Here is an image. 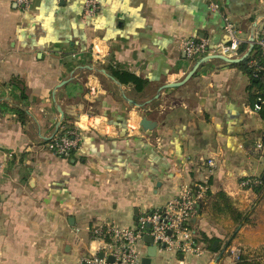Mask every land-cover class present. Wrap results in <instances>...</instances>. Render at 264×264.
Masks as SVG:
<instances>
[{
  "label": "crops",
  "instance_id": "1",
  "mask_svg": "<svg viewBox=\"0 0 264 264\" xmlns=\"http://www.w3.org/2000/svg\"><path fill=\"white\" fill-rule=\"evenodd\" d=\"M84 1L0 0V264H78L99 248L92 226H132L205 180L210 193L223 190L251 210L252 223L235 229L206 208L194 229L218 238L215 249L197 240L200 254L157 250L149 264H264V196L241 185L264 172V121L248 75L214 59L184 84L160 89L196 61L183 39L224 40L226 11L248 43L264 22V0H98L92 17ZM109 64L147 79L144 90L117 81ZM76 124L79 147L52 154L47 141ZM232 245L242 260L232 258ZM139 247L143 259L148 246Z\"/></svg>",
  "mask_w": 264,
  "mask_h": 264
},
{
  "label": "built area",
  "instance_id": "2",
  "mask_svg": "<svg viewBox=\"0 0 264 264\" xmlns=\"http://www.w3.org/2000/svg\"><path fill=\"white\" fill-rule=\"evenodd\" d=\"M25 1V0H21ZM213 8H219L212 3ZM98 0H85L83 14L86 17L95 15ZM223 21L225 39L210 44L206 38L191 36L183 39L182 51L190 60H198L208 54H220L226 57H237L238 49L243 40L239 37L237 24L226 11H220ZM253 43L256 50L264 58V22L254 28ZM99 53V52H97ZM256 60L250 59L249 65H255ZM93 92V88H91ZM80 125H73L55 133L47 141V149L59 157H67L77 149L81 142ZM262 148V144H257ZM213 166L212 159L208 161ZM258 183L254 177L244 178L243 186ZM208 191L207 180L192 185L183 186L179 193L163 205L153 207L137 215L132 226H123L113 221H103L100 225L90 228V236L100 245L97 252L82 257L78 264H143L141 246L155 245L157 250H168L181 254L198 255L203 251L195 239L193 220L200 216L199 202ZM151 237L152 242L144 241V236ZM235 261L243 254L238 245L228 246ZM102 252V255L99 253Z\"/></svg>",
  "mask_w": 264,
  "mask_h": 264
},
{
  "label": "trees",
  "instance_id": "3",
  "mask_svg": "<svg viewBox=\"0 0 264 264\" xmlns=\"http://www.w3.org/2000/svg\"><path fill=\"white\" fill-rule=\"evenodd\" d=\"M248 48V43H243L240 45L238 49V56H240L243 52L246 51ZM255 59V65H249L250 59ZM229 65L235 66L245 72L249 77V88L254 86L255 87V94L253 97L251 94L249 97L251 98V105L257 110L259 116L264 121V58L258 53L256 50V45L253 44V48L248 56H246L242 61L236 63H229ZM106 71L117 81L122 84H129L132 85L133 88L137 92H141L144 90L145 85L147 84L148 80L137 76L133 72L124 69L118 64H109L104 67ZM259 99L261 103L256 105V101ZM263 102V103H262ZM151 103H157V98H153ZM143 105V104H142ZM24 122V121H23ZM261 144L264 145V130L261 134ZM255 179H258V183H251L248 187H251L253 191L258 196H264V172L258 176H251ZM199 212L209 209V211L216 213L218 215L229 217L236 225L235 229L239 228L244 224H251L252 223V211H242L239 210L233 203L232 199L229 195L226 194L223 190H218L215 193H210L209 191L206 192L205 197L203 200L199 202ZM194 225V223H193ZM235 235L233 231L229 237L227 238V242H229ZM195 239L202 241L206 244L207 247L211 248L214 241L217 243L220 240L216 237H208L204 232L198 231L195 229ZM242 255L238 261L242 260Z\"/></svg>",
  "mask_w": 264,
  "mask_h": 264
},
{
  "label": "water",
  "instance_id": "4",
  "mask_svg": "<svg viewBox=\"0 0 264 264\" xmlns=\"http://www.w3.org/2000/svg\"><path fill=\"white\" fill-rule=\"evenodd\" d=\"M248 48L246 49L245 52H243L240 56H237V57H226V56H223V55H220V54H208V55H205L203 57H201L200 59L196 60L194 62V64L192 65L191 69L186 73V75L181 79V80H178V81H175V82H168V83H165L163 84L160 89L162 88H165V87H175V86H180L182 84H184L192 75L193 73L195 72V70L198 68V66L204 62H207L209 60H214V59H218V60H222L224 62H228V63H236V62H240L242 61L246 56H248L253 48V35H250L249 38H248ZM102 72H105L104 69H101ZM66 83V80H63L59 83L58 86H61L63 84ZM259 102V101H258ZM58 111H59V114H60V119L58 120L57 122V125H56V128L58 127L61 119H62V116H63V112L60 108V106L57 107ZM140 125L144 128V129H151L153 126L152 122L143 117L141 120H140ZM144 241L147 242V243H151L152 242V239L150 236L148 235H145L144 236ZM217 244V241H214L211 248L212 249H215V246ZM100 255H102V252L99 253ZM156 254V248H155V245L153 244H149L148 247H147V253H146V256L142 259V262L143 264H149L150 260L152 257H154Z\"/></svg>",
  "mask_w": 264,
  "mask_h": 264
},
{
  "label": "rangeland",
  "instance_id": "5",
  "mask_svg": "<svg viewBox=\"0 0 264 264\" xmlns=\"http://www.w3.org/2000/svg\"><path fill=\"white\" fill-rule=\"evenodd\" d=\"M254 201V200H253ZM252 201V202H253ZM258 206H261V201H259V199H257V196L255 197V209L258 207ZM229 237V236H228ZM164 256L167 255V253H164L163 254Z\"/></svg>",
  "mask_w": 264,
  "mask_h": 264
}]
</instances>
